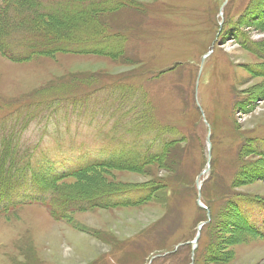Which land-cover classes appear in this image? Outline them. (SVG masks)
<instances>
[{"label":"rangeland","instance_id":"374dc122","mask_svg":"<svg viewBox=\"0 0 264 264\" xmlns=\"http://www.w3.org/2000/svg\"><path fill=\"white\" fill-rule=\"evenodd\" d=\"M65 5L39 26L0 0V131L50 159L22 178L59 195L0 215V264H264V0Z\"/></svg>","mask_w":264,"mask_h":264},{"label":"trees","instance_id":"16d2710c","mask_svg":"<svg viewBox=\"0 0 264 264\" xmlns=\"http://www.w3.org/2000/svg\"><path fill=\"white\" fill-rule=\"evenodd\" d=\"M25 1L33 6V10L32 11L39 12V20H40L39 26H43L44 24H46V19H48V17H47L48 15H49V17H54V16L58 15V17H60L62 19V22L65 21L68 18L67 17L68 9L66 8L68 6H66L65 3L66 2H71V0H61L64 5L60 4V2H59L58 4L52 3V4L45 5L43 7H42V5H43L42 3L43 2H37L36 0H25ZM79 7H80V5L78 6V8ZM93 8L98 9L96 6L93 7ZM12 11H10L9 8L2 10V12H1L2 15L0 16V26H1L2 29H4V28L5 29H12V28H10V26L11 27L14 26V24L11 25V22L8 19V16H9L10 13H12ZM41 11H43L44 14L40 13ZM21 12L23 13V11H21ZM45 12L48 13V15H45L46 14ZM6 13H8V14L4 18V15ZM28 13H29V16L31 17L29 11H28ZM64 14H65V16H64ZM28 21H29V19H28ZM33 25L37 26L34 22H33ZM44 34L45 35H41V36L37 35V36L34 37L35 44L34 43L33 44H34L35 47H37V51H42V49L44 47H52L54 45L53 42L56 41V37H52L50 34H47V33H44ZM20 37H22V36H20ZM95 39L96 38L91 39V42L92 41L94 42ZM63 40L64 39H61L60 45L58 47V48H60V50H62L61 47L63 48L62 45L68 46L66 43H62ZM68 42H71V41H68ZM89 42H90V40L83 41V43H85V44H87ZM96 42H101V41H96ZM71 43H72V45H74V42H71ZM49 50L51 52H56V50H52V49H49ZM103 50L107 51V48H104ZM95 53H101V51H98L96 49ZM47 103H49L50 105H55V104L59 103V101L58 100H56V101L41 100V101H39L37 103V106H41V105L47 104ZM59 109H61L60 108V103H59V107L56 108V110L58 111ZM28 116H29V120H31V118L33 116H35V115L34 114H28ZM10 148L11 149H16L13 146V135L12 134L5 136L3 138V140H2V142L0 141V183L4 179L8 178L7 171H6V169H8L7 158L9 156H13L14 155V152L12 153V150ZM42 168L45 169L46 167L42 166ZM9 170H10V168H9ZM84 172L85 171H80L77 174H75L74 177H76L79 174L84 173ZM40 186L46 187L45 185H40ZM255 203H257V202H255ZM64 207H65V211L63 213V218H64V215L68 212V210H70L72 208L71 206H64Z\"/></svg>","mask_w":264,"mask_h":264},{"label":"water","instance_id":"95a60500","mask_svg":"<svg viewBox=\"0 0 264 264\" xmlns=\"http://www.w3.org/2000/svg\"><path fill=\"white\" fill-rule=\"evenodd\" d=\"M210 151V150H209ZM211 157V156H210ZM210 159V158H209ZM209 162H210V160H209ZM210 168V166H208V169ZM208 219L210 220L211 219V215H210V212H208ZM205 225V223H203L199 228H198V230H199V232H198V235H197V237H196V239H195V241H194V248H193V255H194V253H195V250L197 249V247H198V241H199V239H200V236H201V230H202V227Z\"/></svg>","mask_w":264,"mask_h":264}]
</instances>
